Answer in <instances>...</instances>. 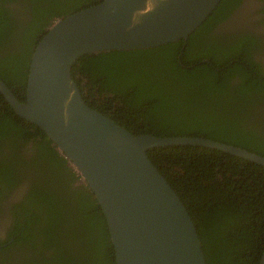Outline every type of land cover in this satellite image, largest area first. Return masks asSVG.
I'll use <instances>...</instances> for the list:
<instances>
[{"label": "trees", "instance_id": "obj_1", "mask_svg": "<svg viewBox=\"0 0 264 264\" xmlns=\"http://www.w3.org/2000/svg\"><path fill=\"white\" fill-rule=\"evenodd\" d=\"M9 1L0 0V79L23 100L29 56L45 27L98 0H19L18 20L9 16ZM231 1L219 0L185 40L80 55L71 76L82 97L133 133L203 136L264 155V66L251 59L260 45L241 28L208 34ZM92 91L100 104L88 100ZM146 153L192 218L205 264H258L263 165L202 145ZM79 177L0 93V213L10 237L0 264H115L105 218ZM17 186L23 190L8 200Z\"/></svg>", "mask_w": 264, "mask_h": 264}, {"label": "water", "instance_id": "obj_2", "mask_svg": "<svg viewBox=\"0 0 264 264\" xmlns=\"http://www.w3.org/2000/svg\"><path fill=\"white\" fill-rule=\"evenodd\" d=\"M218 1L98 0L45 27L29 56L23 100L0 79L12 110L44 131L92 192L115 264H205L192 218L148 148L202 145L263 166L264 155L203 136L133 133L85 101L71 66L85 53L185 40Z\"/></svg>", "mask_w": 264, "mask_h": 264}, {"label": "flooded vegetation", "instance_id": "obj_3", "mask_svg": "<svg viewBox=\"0 0 264 264\" xmlns=\"http://www.w3.org/2000/svg\"><path fill=\"white\" fill-rule=\"evenodd\" d=\"M19 0H12L7 3V7L11 10L9 11V16L12 17L13 20L23 19L24 11L19 5ZM223 7V5H222ZM264 0H235L231 1L230 4L226 5L224 9H222L226 14L219 11L215 14V18L212 20V25L209 29L208 34L210 36L224 37L229 35L231 32H236L240 28L248 35H250L253 39L257 41L260 45V49L253 52L251 59H257L264 66ZM3 49V47H1ZM236 75H234L233 80ZM86 81L83 79L82 84ZM88 98L91 102H96V105L100 104V97L94 92H91ZM93 107V106H92ZM100 111V110H99ZM264 112V111H263ZM68 164V163H67ZM79 181L80 177H79ZM23 190L22 186H17L10 193L12 196H7L8 200H13V198L17 197L19 193ZM0 246L5 245L9 242V239H4L5 228L4 225L6 223V217L3 213H0ZM3 221V222H2Z\"/></svg>", "mask_w": 264, "mask_h": 264}]
</instances>
